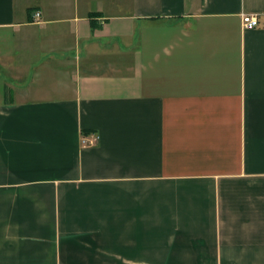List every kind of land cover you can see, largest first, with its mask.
Segmentation results:
<instances>
[{"label": "crops", "instance_id": "obj_1", "mask_svg": "<svg viewBox=\"0 0 264 264\" xmlns=\"http://www.w3.org/2000/svg\"><path fill=\"white\" fill-rule=\"evenodd\" d=\"M263 24L0 0V264H264Z\"/></svg>", "mask_w": 264, "mask_h": 264}, {"label": "built area", "instance_id": "obj_2", "mask_svg": "<svg viewBox=\"0 0 264 264\" xmlns=\"http://www.w3.org/2000/svg\"><path fill=\"white\" fill-rule=\"evenodd\" d=\"M40 13L38 11H35L33 17L34 20H37ZM241 26L243 29H253L256 27L261 26L259 20V14L258 13H242L240 16ZM264 25V24H263ZM98 140V136L94 135L92 138L82 137L81 138V144L82 145H93Z\"/></svg>", "mask_w": 264, "mask_h": 264}]
</instances>
